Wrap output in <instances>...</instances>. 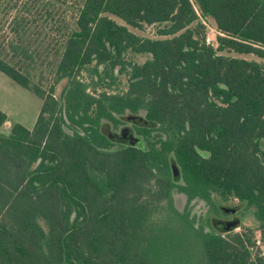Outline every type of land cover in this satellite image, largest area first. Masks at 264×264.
Here are the masks:
<instances>
[{"label": "trees", "instance_id": "16d2710c", "mask_svg": "<svg viewBox=\"0 0 264 264\" xmlns=\"http://www.w3.org/2000/svg\"><path fill=\"white\" fill-rule=\"evenodd\" d=\"M0 72L41 100L0 133V264H264V0H0ZM233 199L255 229L216 228Z\"/></svg>", "mask_w": 264, "mask_h": 264}, {"label": "rangeland", "instance_id": "374dc122", "mask_svg": "<svg viewBox=\"0 0 264 264\" xmlns=\"http://www.w3.org/2000/svg\"><path fill=\"white\" fill-rule=\"evenodd\" d=\"M203 24L205 25V36L211 39L213 43L212 46H216L215 37L219 34L218 30L213 25L212 21L208 18H201ZM120 22V21H119ZM158 25H150L145 26L142 29H131L134 33L147 38H162L157 34ZM8 34V33H7ZM7 39V38H6ZM223 55L229 56H237L247 59H252L254 56L252 55H243V54H235V53H228V52H221ZM147 54H127V60L134 62V63H142L146 59H148ZM86 76L84 75L83 78ZM120 84L118 87L113 89V91H121L125 88V78L120 77ZM66 80H61L55 86V96L59 97L63 86L65 85ZM41 100L33 94L31 91L23 88L22 86L18 85L14 81H12L8 76L4 73L0 72V110L3 111L7 115L8 121L4 124L3 128L9 130L11 125L15 123H19L22 126L32 129L35 121L38 116V112L40 109ZM131 126V124L129 125ZM118 131V130H117ZM181 195H174L176 200H179ZM180 203V202H179ZM179 208L182 209L184 205V200L181 204H178ZM239 205V212L237 214L238 217L241 219L240 226L233 229V232L241 231L243 226H249L255 229V216L253 214L252 209H246V207L242 204H239L236 199L230 200L229 202L225 203L223 206L234 207ZM190 207L193 209V214L198 218L206 209V204L201 200H193L190 203ZM218 216L224 218V214L217 213ZM211 215V214H210ZM218 229V224L216 226ZM220 229V228H219ZM261 250H264V242L260 243Z\"/></svg>", "mask_w": 264, "mask_h": 264}, {"label": "flooded vegetation", "instance_id": "af4514ba", "mask_svg": "<svg viewBox=\"0 0 264 264\" xmlns=\"http://www.w3.org/2000/svg\"><path fill=\"white\" fill-rule=\"evenodd\" d=\"M136 121H137L136 118H133L132 121H130L126 125H122L117 132L111 134V137H112V135H114V140H116L115 142H117V144H119V145L123 144V145L132 146V147H140L144 144L145 141L143 139V134L138 132L134 127V124H138V122H136ZM130 124H131V126H129ZM124 127L129 128L130 133L132 134L134 139H136L140 143V145L127 143V142H125V140L123 138L117 136L121 133V130ZM226 207H228V206H226ZM234 208L236 209V211L234 213H225V212L221 211L220 214H222V215L224 214V216L226 214V216L224 218H221V216H218V214H214L211 216L214 218V220H216V223L220 226H226L227 222L233 221L235 219H238L241 223L240 217L237 216V214L239 212V208H236L235 206H234Z\"/></svg>", "mask_w": 264, "mask_h": 264}, {"label": "water", "instance_id": "95a60500", "mask_svg": "<svg viewBox=\"0 0 264 264\" xmlns=\"http://www.w3.org/2000/svg\"><path fill=\"white\" fill-rule=\"evenodd\" d=\"M136 122H143L144 124H146L147 122L144 121L142 118H138L136 117ZM0 133H3V134H7L8 133V130L4 129V128H0ZM121 138H123L125 140V142L127 143H130V144H139L140 143L134 139V137L132 136V134L130 133L129 131V128L128 127H124L122 130H121V133L119 135H117ZM112 139H114V135H112L111 137ZM171 173L174 175V177H178L179 175V170H178V167L176 165H172L171 166ZM237 208V207H236ZM221 210L225 213H234L236 211V209L234 207H226V206H222L221 207ZM240 225V221L238 219H235L233 221H230V222H227L226 226H220L218 225V229H222V230H227V231H230L232 229H235L236 227H238Z\"/></svg>", "mask_w": 264, "mask_h": 264}, {"label": "built area", "instance_id": "2783aa9c", "mask_svg": "<svg viewBox=\"0 0 264 264\" xmlns=\"http://www.w3.org/2000/svg\"><path fill=\"white\" fill-rule=\"evenodd\" d=\"M219 34H221V33H219ZM205 43L208 44V45H211V46L213 45V43L211 42V39L209 37H207V36H205ZM260 243H261L260 237L257 236L256 245L260 246ZM261 255H264V250H261Z\"/></svg>", "mask_w": 264, "mask_h": 264}]
</instances>
